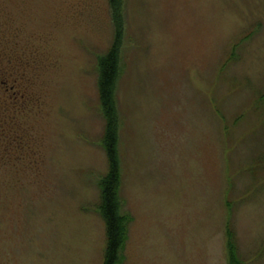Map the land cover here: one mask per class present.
Segmentation results:
<instances>
[{
  "label": "rangeland",
  "instance_id": "rangeland-1",
  "mask_svg": "<svg viewBox=\"0 0 264 264\" xmlns=\"http://www.w3.org/2000/svg\"><path fill=\"white\" fill-rule=\"evenodd\" d=\"M35 103L0 111V264H102L108 0H0ZM118 264H264V0H121ZM23 79V78H22ZM30 93V94H31ZM10 140V139H9ZM11 141V140H10Z\"/></svg>",
  "mask_w": 264,
  "mask_h": 264
},
{
  "label": "trees",
  "instance_id": "trees-1",
  "mask_svg": "<svg viewBox=\"0 0 264 264\" xmlns=\"http://www.w3.org/2000/svg\"><path fill=\"white\" fill-rule=\"evenodd\" d=\"M115 28L111 47L98 58L97 92L105 121L102 145L107 159V173L99 183V212L105 224V249L102 264H118L127 238L129 219L121 215L118 205L120 166L118 162L117 115L114 105V89L119 72V51L122 43L123 22L118 14L121 0H108ZM228 264H243L238 257L236 237L229 222L225 228Z\"/></svg>",
  "mask_w": 264,
  "mask_h": 264
},
{
  "label": "flooded vegetation",
  "instance_id": "flooded-vegetation-1",
  "mask_svg": "<svg viewBox=\"0 0 264 264\" xmlns=\"http://www.w3.org/2000/svg\"><path fill=\"white\" fill-rule=\"evenodd\" d=\"M13 57V54H8L4 50V11L0 7V111L8 110L10 106L15 108L19 106L20 109L31 102L35 103L29 87L23 83L25 73ZM14 125L17 123L12 119L0 125L2 141L8 143L15 141L13 136L17 130L12 129Z\"/></svg>",
  "mask_w": 264,
  "mask_h": 264
}]
</instances>
